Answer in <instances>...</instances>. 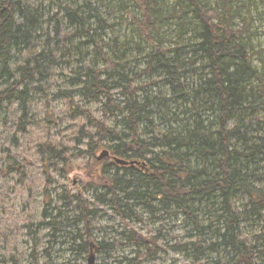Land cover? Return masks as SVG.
<instances>
[{
    "label": "trees",
    "instance_id": "16d2710c",
    "mask_svg": "<svg viewBox=\"0 0 264 264\" xmlns=\"http://www.w3.org/2000/svg\"><path fill=\"white\" fill-rule=\"evenodd\" d=\"M118 1L124 10L128 3L132 8L128 13L136 48L144 52L145 68L140 72L156 74L150 79L154 92L136 84L139 74L123 60L124 54L109 47L112 56L105 54L93 38L91 21L96 22L95 34L104 20L87 0H0V120L5 123L17 105L16 132L27 133L36 123L33 95L42 94L48 109L49 85L58 70H69L74 87L59 90L57 97L67 101L77 123L75 140L84 141L89 156L76 168L86 172L81 193L91 191L90 198L62 192L72 218L53 208L59 212L46 222L51 217L47 201L37 224L32 211H26L21 229L33 242L27 264H40L41 240L36 233L45 226L53 233L71 229L68 235L77 255L107 254L115 248V242L93 237L100 206L125 224L142 222L143 213L155 219L182 215L184 221L191 220L194 234L185 232L168 247L186 253L195 264L210 253L214 264H256L264 255V244L254 240L262 237H245L242 232L248 213L264 222V66L254 59L264 49L256 50L251 40V3ZM249 1L261 5L264 13V0ZM242 8H247L246 14ZM166 24L174 26L168 45L162 31ZM83 44L93 45L106 66L91 64L81 50ZM85 101L100 104V118L84 108ZM48 133L36 150V161L44 168V198L50 195V166L70 163L69 148ZM101 147L109 155L98 160L95 152ZM115 157L133 164H116ZM28 160L16 164L30 198L36 180L33 173L31 182L27 179ZM239 198L247 203L238 205ZM207 206L214 207L216 229L212 222H198L197 214ZM5 217L0 221V264H24L21 251L11 244L20 228L10 215L4 225ZM121 235L134 256L117 264L155 261L163 251L158 246L161 229L142 235L130 228ZM43 252L48 259L47 249Z\"/></svg>",
    "mask_w": 264,
    "mask_h": 264
},
{
    "label": "rangeland",
    "instance_id": "374dc122",
    "mask_svg": "<svg viewBox=\"0 0 264 264\" xmlns=\"http://www.w3.org/2000/svg\"><path fill=\"white\" fill-rule=\"evenodd\" d=\"M87 1L90 2L92 7L97 8L100 16L104 20L102 23L103 28L98 29L95 34L93 28L96 27V22L91 21L90 33L93 34V38L103 47L105 54L112 56L109 48L115 50L120 56L124 54L123 60H126L130 64L135 74H139V78L136 79V84L142 86L147 85L145 90L150 91L152 89L154 92L156 88L150 84V79H156V74L147 75L140 72V70L145 68L144 52H140L136 48L137 39L133 32V27L130 24L129 13L132 11L130 4L128 3L126 5L127 10H124L123 4L118 0ZM247 3H251V40L255 49L261 51L264 49V13L262 6L255 1L248 0ZM45 6L46 8L50 7L47 2ZM246 9L242 8V13L246 14ZM173 30L174 26L172 24H166L162 27V31L166 36L167 45L170 42L168 39L174 34ZM82 46L81 50L85 54L88 53V59L91 64L96 68L106 66V62L93 49V45L87 46L83 44ZM133 59H136L137 62L134 63ZM254 59L258 61L256 64H263L264 66V51L259 56L254 57ZM70 78L69 70H64L62 73L59 70L57 71V75L47 89L49 100L47 104L48 109L46 108V100L42 94L33 95L31 110L36 117V123L27 127V133L21 134L16 132L15 116L18 113L17 105H14L9 110V116H7L5 123H3V120H0V221L6 216L3 222L4 225H8L7 216L10 215L15 227L20 228L11 244H16L18 250L21 251L24 264H27V257L33 245L31 236L26 234L24 228L21 229V220L26 211H32L37 222L42 218V209L47 201L50 203V207L46 210V213L47 215L51 214V217L45 219L46 222L51 220L59 212L53 208H60L59 210L63 212L64 216L72 218V207L69 205L68 200H65L66 204L63 203L61 199L62 192L67 190L70 195L83 194L81 193V184L88 180L86 172L76 168V165L84 166V163L89 160V156L85 152L86 146L83 140L81 141L82 143L75 140L77 137V123L71 118L67 101L61 97H57L59 90L74 87V82ZM165 95L167 96L166 93ZM83 106L84 108H89L94 116L101 117L100 104L94 102L87 103L85 101L83 102ZM155 120V122H158L159 118L156 117ZM47 132H49L48 134L51 136V140H61L69 148L68 162L70 163L57 165V167L50 166L49 171L52 182L47 189L50 195L44 198L41 192L43 188L42 174L44 168L40 162L36 161V159L40 158L36 150L39 149L38 144L46 139ZM103 150H105V147L99 148L95 152L96 156H99ZM22 159L25 161L29 159L26 162V166L24 165L28 171L29 178L27 177V179L31 182L30 178L33 173L34 179L36 180L35 191L30 198L25 190L27 184L19 181V175L17 174L19 163L16 164V162ZM83 192L84 196L90 198L91 191ZM246 203V200L241 198L237 201L238 205H244ZM99 210V214L94 222L95 229L93 237L96 241H100L103 238L108 243L115 242L116 247L110 251L109 256L94 252V264H117V260L133 257L134 250L128 245L123 235H121L122 232L127 233L130 228H133L142 235L148 233L154 234L158 229L162 230V236L158 242V246H161L163 250L161 255L157 260H148L143 264H195L191 257H187L186 253L172 251L168 247L176 239L183 238L185 232H188V235L194 234L191 231L193 226L191 220H185V223L184 216L165 215L162 218L155 219L143 213L141 216L142 222L132 221L125 224L108 209L99 207ZM141 212L139 208L136 209L137 214L140 215ZM197 216L200 225H209L212 222L213 229L218 227L214 220V207L207 206ZM245 217L247 218L242 225L244 236H250L252 238L260 236L262 239L257 240L255 238L254 241H258L259 245L264 244V222L256 219L257 217L255 215L251 216V213L246 214ZM61 218L57 222L62 221ZM17 228L14 229L17 230ZM69 230L71 229H62L56 234V237H53L54 239L52 235L55 233L52 232L49 226L37 231L36 238L41 240V247L38 250L40 264H87V253L84 257L77 255V250L75 251L73 247L75 245L70 243ZM44 249L48 251V259L42 256V254H45L43 252ZM210 255L212 256L198 261V264H214L212 261L214 254L210 253ZM256 261V264H264V255L259 256ZM123 262V264L126 263L125 261Z\"/></svg>",
    "mask_w": 264,
    "mask_h": 264
},
{
    "label": "water",
    "instance_id": "95a60500",
    "mask_svg": "<svg viewBox=\"0 0 264 264\" xmlns=\"http://www.w3.org/2000/svg\"><path fill=\"white\" fill-rule=\"evenodd\" d=\"M109 154H108V151L107 150H103L101 152V154L97 157L98 160L100 159H103L105 157H107ZM114 162L116 164H119V165H132L133 162L132 161H126V160H123V159H119V158H113ZM94 263V254L92 251H90V254H89V259H88V264H93Z\"/></svg>",
    "mask_w": 264,
    "mask_h": 264
},
{
    "label": "bare ground",
    "instance_id": "6f19581e",
    "mask_svg": "<svg viewBox=\"0 0 264 264\" xmlns=\"http://www.w3.org/2000/svg\"><path fill=\"white\" fill-rule=\"evenodd\" d=\"M62 197H63V198H61V199H62L63 203L66 204V203H65V200H66L67 198L64 199L65 194H62ZM100 207H103V206H100ZM104 208H105V207H104ZM40 220H41V219H39L37 222H36V220H35V224L39 223ZM34 227H35V229H36V228H39L38 225H37V226H34ZM45 227H46V226H45ZM54 233H55V234H53V237H56V234L58 233L57 230H56ZM69 239H70V243H72L73 245H75V243L72 241L71 236L69 237ZM101 240H102V239H101ZM101 240H100V241H101ZM100 241H98V242H100ZM71 247H72V246H71ZM132 249H133V248H132ZM111 250H112V249H111ZM111 250H109V252H108L107 254H105V255H108V256H109V253H110ZM85 254H86V253H85ZM85 254H84V255H85ZM89 254H90V251L87 253V264H88ZM93 254H94V253H93ZM84 255H80V256L84 257ZM94 258H95V256H94ZM93 264H94V263H93Z\"/></svg>",
    "mask_w": 264,
    "mask_h": 264
}]
</instances>
